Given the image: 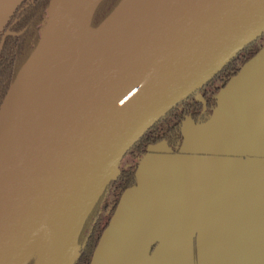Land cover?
Returning a JSON list of instances; mask_svg holds the SVG:
<instances>
[{"label": "water", "instance_id": "obj_1", "mask_svg": "<svg viewBox=\"0 0 264 264\" xmlns=\"http://www.w3.org/2000/svg\"><path fill=\"white\" fill-rule=\"evenodd\" d=\"M99 2L49 0L1 101L0 264H74L124 154L264 33V0H119L91 27ZM160 239L138 242L130 264Z\"/></svg>", "mask_w": 264, "mask_h": 264}, {"label": "crops", "instance_id": "obj_2", "mask_svg": "<svg viewBox=\"0 0 264 264\" xmlns=\"http://www.w3.org/2000/svg\"><path fill=\"white\" fill-rule=\"evenodd\" d=\"M20 0H0V30ZM178 152L143 155L90 264H264V47L218 92L210 117L187 118Z\"/></svg>", "mask_w": 264, "mask_h": 264}, {"label": "trees", "instance_id": "obj_3", "mask_svg": "<svg viewBox=\"0 0 264 264\" xmlns=\"http://www.w3.org/2000/svg\"><path fill=\"white\" fill-rule=\"evenodd\" d=\"M118 1L100 0L93 12L91 27L98 25ZM48 2L49 0H21L0 31V39L6 30L18 32L6 36L0 52V104L18 69L38 41L41 28L47 17ZM263 47L264 33L256 41L243 47L196 92L181 100L153 123L129 148L124 156H130V163L122 167L120 160V171L117 178L110 181L83 225L79 236L81 248L74 264H90L122 193L137 181L136 169L139 159L150 151L151 146L160 142L165 146L164 151L178 152L183 139L184 121L187 118L192 119L195 123L206 121L217 105L218 92ZM196 93H200L205 104L196 100ZM28 264H33V260Z\"/></svg>", "mask_w": 264, "mask_h": 264}, {"label": "rangeland", "instance_id": "obj_4", "mask_svg": "<svg viewBox=\"0 0 264 264\" xmlns=\"http://www.w3.org/2000/svg\"><path fill=\"white\" fill-rule=\"evenodd\" d=\"M130 156L125 155L122 159H121V166L125 167L127 166L130 162Z\"/></svg>", "mask_w": 264, "mask_h": 264}, {"label": "flooded vegetation", "instance_id": "obj_5", "mask_svg": "<svg viewBox=\"0 0 264 264\" xmlns=\"http://www.w3.org/2000/svg\"><path fill=\"white\" fill-rule=\"evenodd\" d=\"M225 87V86H224ZM217 104H218V102H217ZM217 106V105H216ZM216 108V107H215ZM213 112V111H212Z\"/></svg>", "mask_w": 264, "mask_h": 264}]
</instances>
